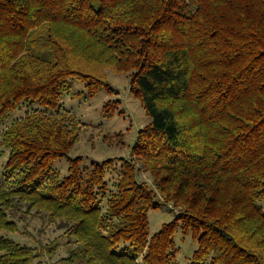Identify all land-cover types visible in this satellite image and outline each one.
<instances>
[{
	"label": "trees",
	"instance_id": "16d2710c",
	"mask_svg": "<svg viewBox=\"0 0 264 264\" xmlns=\"http://www.w3.org/2000/svg\"><path fill=\"white\" fill-rule=\"evenodd\" d=\"M107 70L150 120L129 157L83 163L62 96L72 79L112 91ZM0 127V264H48L61 237L63 264H179V230L185 264H264V0H0ZM36 214L52 245L9 235Z\"/></svg>",
	"mask_w": 264,
	"mask_h": 264
},
{
	"label": "rangeland",
	"instance_id": "374dc122",
	"mask_svg": "<svg viewBox=\"0 0 264 264\" xmlns=\"http://www.w3.org/2000/svg\"><path fill=\"white\" fill-rule=\"evenodd\" d=\"M43 31V28H40L38 32L42 33ZM106 78L113 89L112 91L101 87L93 96H89L85 84L80 80L72 79L70 80V91L62 96L64 109L75 114L82 123L79 139L68 154L71 157L82 156L83 163L110 157H129L138 130L146 126L150 120L139 98L130 89L128 74H117L107 70ZM107 101H115L109 112L105 110L104 106ZM22 113L23 110H15L7 122ZM113 135H116L114 140H110V138L108 141L105 140L107 136L113 137ZM6 156V151L0 144V173ZM136 163L141 168V177H139L152 183L150 171L145 169L140 160L137 159ZM55 168L65 173L67 171L66 158L58 160ZM147 216L152 235L165 222L174 218V212L170 207L163 205L150 209ZM20 227L23 234L16 232L9 233V235L19 242L32 246L49 245L61 232L49 223L47 218L39 214L20 221ZM175 240L178 247V262L185 264L192 251L197 247V241L189 234L183 236L180 230L175 234ZM58 241L60 246L55 254L52 256L49 253L44 254V260L48 264H63L64 262L59 259L68 254L67 238L61 237Z\"/></svg>",
	"mask_w": 264,
	"mask_h": 264
}]
</instances>
